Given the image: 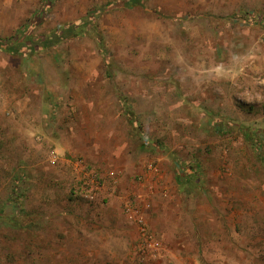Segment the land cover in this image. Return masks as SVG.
I'll return each mask as SVG.
<instances>
[{"label": "rangeland", "instance_id": "rangeland-1", "mask_svg": "<svg viewBox=\"0 0 264 264\" xmlns=\"http://www.w3.org/2000/svg\"><path fill=\"white\" fill-rule=\"evenodd\" d=\"M124 1L0 0V264H264V0Z\"/></svg>", "mask_w": 264, "mask_h": 264}, {"label": "built area", "instance_id": "built-area-1", "mask_svg": "<svg viewBox=\"0 0 264 264\" xmlns=\"http://www.w3.org/2000/svg\"><path fill=\"white\" fill-rule=\"evenodd\" d=\"M58 157L59 155L54 149L52 151V161H56ZM75 167V171L79 174L76 182L77 192L88 200H93L99 197L104 190V181L100 172L93 167H89L83 161H77ZM124 207L130 218L137 222V225L141 229L142 236L151 237L147 233L146 219L142 213L143 209L141 206L126 202ZM147 245L150 246L153 244L146 243V246Z\"/></svg>", "mask_w": 264, "mask_h": 264}, {"label": "trees", "instance_id": "trees-1", "mask_svg": "<svg viewBox=\"0 0 264 264\" xmlns=\"http://www.w3.org/2000/svg\"><path fill=\"white\" fill-rule=\"evenodd\" d=\"M140 2H141V0H125L122 4H125L126 6H133V5L138 4ZM85 19L86 20H84L82 22L79 21L78 24H76V25L72 24L70 26L61 28L60 35L56 36L54 39L50 40L47 44H49V43L54 44L57 41H61L63 39H69V38H72L75 36L82 35L86 31L85 24H87L88 18H85ZM34 41H35L34 38L29 37L27 35V41L26 42L28 44H30ZM15 45H16V43L10 42L9 39L8 40L3 39L0 41V46L3 48L6 47L5 48L6 50H13ZM30 46H31V44H30Z\"/></svg>", "mask_w": 264, "mask_h": 264}, {"label": "crops", "instance_id": "crops-1", "mask_svg": "<svg viewBox=\"0 0 264 264\" xmlns=\"http://www.w3.org/2000/svg\"><path fill=\"white\" fill-rule=\"evenodd\" d=\"M97 170H99V169H97ZM78 176H79V174H78L77 172H74L73 178H74V179L76 178V179H75L76 182H77V178H78ZM75 192L78 193L76 189H75ZM78 194H80V193H78ZM77 209H78V208H77ZM81 210H85L83 215H85V218L87 219V214L89 213V210H87L86 208H85V209H81ZM158 210H159V207H158V206H154L153 211L156 212V214H154L153 216H154V219H155V220H157L158 217L160 216V212H158ZM90 212H91V215H90L89 218H90V220H92V216H95V214H94V209H91ZM152 213H153V212H152ZM158 215H159V216H158ZM86 219H85V220H86ZM101 220L103 221L102 218H101ZM154 227H155V228H158V227H156L155 225H154Z\"/></svg>", "mask_w": 264, "mask_h": 264}]
</instances>
